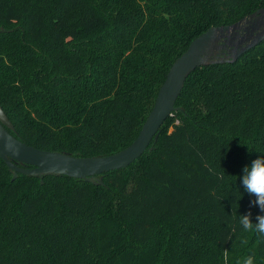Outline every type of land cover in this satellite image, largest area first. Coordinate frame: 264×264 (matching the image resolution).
I'll return each mask as SVG.
<instances>
[{
  "label": "trees",
  "instance_id": "trees-1",
  "mask_svg": "<svg viewBox=\"0 0 264 264\" xmlns=\"http://www.w3.org/2000/svg\"><path fill=\"white\" fill-rule=\"evenodd\" d=\"M264 0H0V106L26 144L129 145L173 61ZM146 150L102 183L15 178L0 158V264H264L239 177L264 155V40L195 68ZM247 240V244L242 241Z\"/></svg>",
  "mask_w": 264,
  "mask_h": 264
},
{
  "label": "water",
  "instance_id": "water-1",
  "mask_svg": "<svg viewBox=\"0 0 264 264\" xmlns=\"http://www.w3.org/2000/svg\"><path fill=\"white\" fill-rule=\"evenodd\" d=\"M3 30L0 26V31ZM262 40L264 7L257 8L231 24L211 26L200 33L171 64L134 140L123 149L108 155L75 156L26 144L9 132L8 128L13 126L0 106V158L13 178L21 173L38 176L42 180L44 175L53 174L94 183L97 175L128 166L146 150L165 119L180 109L175 106L176 99L187 76L195 68L234 62Z\"/></svg>",
  "mask_w": 264,
  "mask_h": 264
},
{
  "label": "clouds",
  "instance_id": "clouds-1",
  "mask_svg": "<svg viewBox=\"0 0 264 264\" xmlns=\"http://www.w3.org/2000/svg\"><path fill=\"white\" fill-rule=\"evenodd\" d=\"M239 179L245 191L255 197L252 204L258 206L260 212L264 213V155H260L250 165L245 166L243 175ZM238 222L243 233H253L264 239V214L256 215L255 222H253L252 213L248 212L239 215ZM242 242L247 244L248 241L245 239ZM240 264H256L255 255L249 254L242 259Z\"/></svg>",
  "mask_w": 264,
  "mask_h": 264
},
{
  "label": "rangeland",
  "instance_id": "rangeland-1",
  "mask_svg": "<svg viewBox=\"0 0 264 264\" xmlns=\"http://www.w3.org/2000/svg\"><path fill=\"white\" fill-rule=\"evenodd\" d=\"M3 27V26H2ZM4 29V28H3ZM102 176H99V175H97L96 177H95V179H94V181L95 182H97V183H95L94 182V184H101L102 183V178H101ZM99 181H101V182H99Z\"/></svg>",
  "mask_w": 264,
  "mask_h": 264
}]
</instances>
